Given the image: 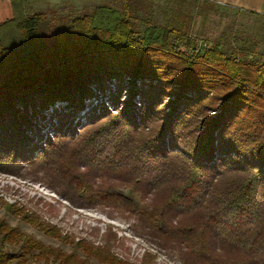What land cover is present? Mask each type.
<instances>
[{"label": "trees", "instance_id": "1", "mask_svg": "<svg viewBox=\"0 0 264 264\" xmlns=\"http://www.w3.org/2000/svg\"><path fill=\"white\" fill-rule=\"evenodd\" d=\"M107 1L74 16L70 3L26 15L12 0L0 23V171L38 163L75 205L133 215L186 264H264V63L194 43L185 0L159 21L149 0ZM85 102L99 106L78 117ZM4 206L72 250L1 219L0 264H130Z\"/></svg>", "mask_w": 264, "mask_h": 264}, {"label": "rangeland", "instance_id": "2", "mask_svg": "<svg viewBox=\"0 0 264 264\" xmlns=\"http://www.w3.org/2000/svg\"><path fill=\"white\" fill-rule=\"evenodd\" d=\"M149 1L156 12V18L159 17L158 21L164 19V15L172 10V0ZM105 2L104 0L86 1L71 5L74 6L72 10L76 16ZM48 8L39 11L46 12ZM181 8L183 9L181 11L193 18L191 36L192 39H197L194 43L198 45L201 42L205 43V47L220 43V47L228 54L240 48L249 49L251 53L249 57L253 56L264 63V17H254L233 9L194 0L183 1ZM136 103L139 106V98ZM88 105L89 103L85 102L84 106ZM96 105L98 104L94 103L88 106L89 108L86 107L84 113L78 112V117H83L84 114L97 109L99 105ZM56 106L63 112L70 109L63 104ZM106 106L113 109L109 103ZM23 166L24 169L19 173L0 171V220H5L11 227H17L44 244L60 247L67 253L72 250L61 241L47 236L21 218L12 215L5 204L23 210L22 213L38 214L43 221L60 230L63 236L73 238L75 242L87 241L98 247L110 244L111 253L119 260L130 264H186L184 257L180 256L177 250L164 249L145 229L136 230L133 215L101 204H88L82 207L75 205L56 187L49 184L44 169L40 168L38 163L34 166L33 164H23ZM13 249L14 244H6L2 250L11 252Z\"/></svg>", "mask_w": 264, "mask_h": 264}, {"label": "crops", "instance_id": "3", "mask_svg": "<svg viewBox=\"0 0 264 264\" xmlns=\"http://www.w3.org/2000/svg\"><path fill=\"white\" fill-rule=\"evenodd\" d=\"M86 1L99 0H24V12L26 15L33 14L39 10L47 9L63 3L81 4ZM107 0H104V2ZM218 7L233 9L240 13H246L254 17H264V0H199ZM14 17L12 0H0V23L11 20Z\"/></svg>", "mask_w": 264, "mask_h": 264}, {"label": "built area", "instance_id": "4", "mask_svg": "<svg viewBox=\"0 0 264 264\" xmlns=\"http://www.w3.org/2000/svg\"><path fill=\"white\" fill-rule=\"evenodd\" d=\"M201 44H202V42H201ZM201 44H200V45H201ZM202 45H203V46H206L204 43H203ZM180 49H181L182 51H186L184 47H180ZM197 51H198V50H193L191 54L193 55V54H195Z\"/></svg>", "mask_w": 264, "mask_h": 264}]
</instances>
